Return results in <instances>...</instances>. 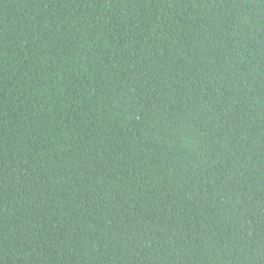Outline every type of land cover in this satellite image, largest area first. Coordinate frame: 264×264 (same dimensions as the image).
I'll list each match as a JSON object with an SVG mask.
<instances>
[{
	"label": "trees",
	"instance_id": "1",
	"mask_svg": "<svg viewBox=\"0 0 264 264\" xmlns=\"http://www.w3.org/2000/svg\"><path fill=\"white\" fill-rule=\"evenodd\" d=\"M0 264H264V0H0Z\"/></svg>",
	"mask_w": 264,
	"mask_h": 264
}]
</instances>
